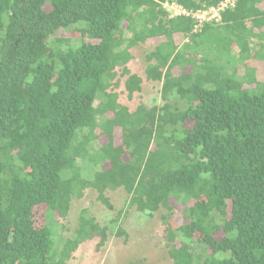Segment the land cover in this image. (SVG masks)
I'll return each instance as SVG.
<instances>
[{
    "label": "trees",
    "instance_id": "16d2710c",
    "mask_svg": "<svg viewBox=\"0 0 264 264\" xmlns=\"http://www.w3.org/2000/svg\"><path fill=\"white\" fill-rule=\"evenodd\" d=\"M164 1L0 0V264H68L82 243L126 234L129 207L168 211L172 264H264V0H239L199 33ZM79 24L85 39L53 38ZM157 38L146 77L162 83V103L132 110L119 72L129 97L141 91L132 49ZM121 187L127 208L109 224L84 208L59 233L87 188L113 209L106 191Z\"/></svg>",
    "mask_w": 264,
    "mask_h": 264
},
{
    "label": "rangeland",
    "instance_id": "374dc122",
    "mask_svg": "<svg viewBox=\"0 0 264 264\" xmlns=\"http://www.w3.org/2000/svg\"><path fill=\"white\" fill-rule=\"evenodd\" d=\"M81 20L79 19L77 22H81ZM87 30L86 25H74L67 30L58 32L53 38L55 40H58L59 37H67L73 40L85 39ZM152 49L151 43H141L135 46L132 49L134 59L128 63L131 72L141 75L144 79L141 91L135 92L133 96L129 97L124 84L127 75L122 76L119 72L120 82L115 90L119 95V101L128 105L132 110L141 102L149 106L162 103L160 95L162 83L148 80L146 77L148 64L146 54ZM95 134L98 137L99 145H105L109 142L108 136L100 129ZM115 136L117 141L122 142L127 136V131L117 126ZM124 157L128 159L127 154ZM109 166L110 164L106 162L105 167L108 168ZM106 195L113 203V209H109L99 200L98 192L95 189L87 188L81 198L72 201L68 216L63 220L61 219V225L58 227L59 233L65 237L71 235L78 225L80 213L84 208H88L90 214L101 225L109 224L112 219L117 217L121 209L127 208V193L124 188L107 190ZM123 211L119 223L127 232L126 234H117L115 233L117 228H114L113 231L109 230L108 239L102 246H98L99 236L82 243L68 264H172L167 240L164 236L165 224L162 220V214H167L168 211L162 208L153 215L142 214L135 207H129ZM173 213L175 212L173 211ZM36 218L41 224L44 223V211L42 209L37 210ZM179 220L178 214L172 215L169 220L170 226L176 227Z\"/></svg>",
    "mask_w": 264,
    "mask_h": 264
},
{
    "label": "built area",
    "instance_id": "2783aa9c",
    "mask_svg": "<svg viewBox=\"0 0 264 264\" xmlns=\"http://www.w3.org/2000/svg\"><path fill=\"white\" fill-rule=\"evenodd\" d=\"M239 0H220L205 8L188 9L178 0H165L163 6L169 12V17L186 16L194 19L192 33H199L207 23H221L224 13L236 7Z\"/></svg>",
    "mask_w": 264,
    "mask_h": 264
},
{
    "label": "crops",
    "instance_id": "0c3cea01",
    "mask_svg": "<svg viewBox=\"0 0 264 264\" xmlns=\"http://www.w3.org/2000/svg\"><path fill=\"white\" fill-rule=\"evenodd\" d=\"M177 37H180L179 35H177ZM161 38H157V39H152L150 42H148V43H151L152 45H153V49L152 50H154L155 49V47H156V45L159 43V42H161ZM253 40V39H252ZM145 44V43H144ZM151 50V51H152ZM150 51V52H151ZM233 51H235V52H238L239 51V47L237 46V45H234V47H233Z\"/></svg>",
    "mask_w": 264,
    "mask_h": 264
}]
</instances>
